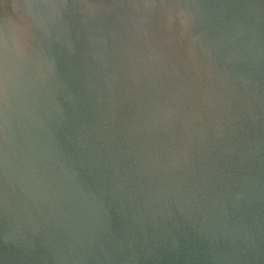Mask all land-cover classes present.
I'll list each match as a JSON object with an SVG mask.
<instances>
[{
  "label": "water",
  "instance_id": "water-1",
  "mask_svg": "<svg viewBox=\"0 0 264 264\" xmlns=\"http://www.w3.org/2000/svg\"><path fill=\"white\" fill-rule=\"evenodd\" d=\"M0 264H264V0H0Z\"/></svg>",
  "mask_w": 264,
  "mask_h": 264
}]
</instances>
